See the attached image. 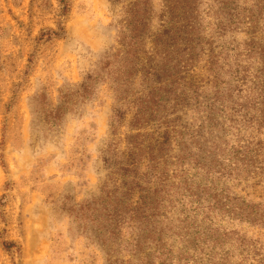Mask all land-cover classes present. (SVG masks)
Returning a JSON list of instances; mask_svg holds the SVG:
<instances>
[{
	"label": "trees",
	"instance_id": "1",
	"mask_svg": "<svg viewBox=\"0 0 264 264\" xmlns=\"http://www.w3.org/2000/svg\"><path fill=\"white\" fill-rule=\"evenodd\" d=\"M127 1L130 30L119 35L124 55L107 57L101 71L117 79L118 101L132 105L136 132L112 182L70 214L91 224L107 264H264L256 239L221 224L264 226V206L233 189L250 179L264 184V0H163L162 28L148 51L151 0ZM238 33L246 38L238 41ZM202 61L200 76L194 71ZM102 77L89 72L61 91L58 104L45 109L51 128L90 100ZM124 116L117 108L113 124ZM149 124L156 125L152 133L143 132ZM170 236L180 241L176 250ZM126 250L135 262L116 254Z\"/></svg>",
	"mask_w": 264,
	"mask_h": 264
},
{
	"label": "rangeland",
	"instance_id": "2",
	"mask_svg": "<svg viewBox=\"0 0 264 264\" xmlns=\"http://www.w3.org/2000/svg\"><path fill=\"white\" fill-rule=\"evenodd\" d=\"M162 1L151 0L147 51L162 28ZM127 4L0 0V264H107V249L91 224L76 220L69 209L98 196L112 182L117 161L125 160L127 137L136 132L132 105L118 101L117 79L101 71L107 57L124 55L119 35L130 30ZM236 38L243 41L246 36L238 33ZM199 64L194 72L206 75L203 61ZM89 72L103 76L90 100L71 108L51 128L45 109L54 108L61 91L75 88ZM141 83L138 74L132 95ZM117 108L125 116L113 124ZM155 126L142 131L152 133ZM253 182L233 187L234 192L264 206V184ZM221 224L256 239L264 252V226L227 220ZM165 239L174 250L180 244L175 236ZM116 254L135 262L127 250ZM233 261L238 263L239 256Z\"/></svg>",
	"mask_w": 264,
	"mask_h": 264
}]
</instances>
